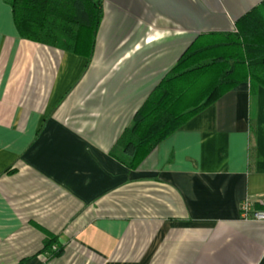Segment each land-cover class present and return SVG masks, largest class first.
I'll use <instances>...</instances> for the list:
<instances>
[{"label":"crops","instance_id":"crops-1","mask_svg":"<svg viewBox=\"0 0 264 264\" xmlns=\"http://www.w3.org/2000/svg\"><path fill=\"white\" fill-rule=\"evenodd\" d=\"M89 62L0 0V264H264V88L242 84L137 165L118 140L196 37L263 0H95ZM57 240L43 252L48 238Z\"/></svg>","mask_w":264,"mask_h":264},{"label":"trees","instance_id":"trees-1","mask_svg":"<svg viewBox=\"0 0 264 264\" xmlns=\"http://www.w3.org/2000/svg\"><path fill=\"white\" fill-rule=\"evenodd\" d=\"M13 24L25 40L83 57L93 56L103 17L95 0H9ZM242 84L264 88V0L234 23L231 33L199 35L135 113L117 146L135 168L176 130ZM48 238L43 252L53 250Z\"/></svg>","mask_w":264,"mask_h":264},{"label":"built area","instance_id":"built-area-1","mask_svg":"<svg viewBox=\"0 0 264 264\" xmlns=\"http://www.w3.org/2000/svg\"><path fill=\"white\" fill-rule=\"evenodd\" d=\"M240 219L244 222H264V210H254L251 202L246 199L240 205Z\"/></svg>","mask_w":264,"mask_h":264}]
</instances>
